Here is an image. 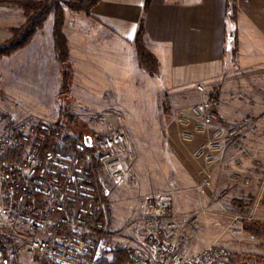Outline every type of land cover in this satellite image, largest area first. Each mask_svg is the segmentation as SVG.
Instances as JSON below:
<instances>
[{
  "label": "rangeland",
  "instance_id": "rangeland-1",
  "mask_svg": "<svg viewBox=\"0 0 264 264\" xmlns=\"http://www.w3.org/2000/svg\"><path fill=\"white\" fill-rule=\"evenodd\" d=\"M58 2L65 14L70 8L66 0ZM26 22L22 8L0 4V45ZM54 24L52 11L22 49L29 53L25 69L13 68L7 57L0 59V135L29 134L37 123L58 124L63 136L74 139H96L121 128L130 148L129 153L121 148V170L128 183L120 185L102 174L111 217L90 257L80 261L33 257L17 253L24 246L22 240L15 243L5 236L0 248L6 255L0 264H93L112 261L120 249L148 256L153 241H172L182 255L221 247L232 254L234 264H264L257 261L264 258V233L255 236L243 230L244 221L264 226V87L253 86L251 80L247 86L246 79H239L238 86L223 87L219 97V82L209 91L199 85L202 90L188 103L167 100L160 90L157 100L141 103L140 111L121 109V96L111 95L107 102H77L58 91L62 65L55 50ZM180 104L190 106L194 115L185 127L179 121ZM96 106H102L100 111ZM68 110L70 120L65 117ZM208 176L209 186L204 184ZM167 196L172 206L165 216L157 217L146 207L149 200ZM25 228L20 233L27 234Z\"/></svg>",
  "mask_w": 264,
  "mask_h": 264
},
{
  "label": "crops",
  "instance_id": "crops-1",
  "mask_svg": "<svg viewBox=\"0 0 264 264\" xmlns=\"http://www.w3.org/2000/svg\"><path fill=\"white\" fill-rule=\"evenodd\" d=\"M145 4L100 0L89 12L65 9L72 66L69 98L107 102L111 95L121 96V109L140 111L141 103L157 100L160 90L167 100L188 103L199 85L209 91L219 82V97L223 87L238 86L239 79H246L247 86L264 87V0H235V15L228 0H152L146 16ZM143 19L145 45L161 64L157 75L143 70L137 58L135 40ZM26 53L21 50L7 60L14 62L13 68L25 69ZM188 107H178L184 127L194 117ZM200 131L205 133V128Z\"/></svg>",
  "mask_w": 264,
  "mask_h": 264
},
{
  "label": "built area",
  "instance_id": "built-area-1",
  "mask_svg": "<svg viewBox=\"0 0 264 264\" xmlns=\"http://www.w3.org/2000/svg\"><path fill=\"white\" fill-rule=\"evenodd\" d=\"M56 125L37 123L31 133H18L21 140L15 135H0V246L7 236L15 243L24 242L17 253L80 261L93 255L97 246L82 236V212L70 208L78 198L75 189L86 188L87 171L94 161L99 163L103 174L126 185L121 148L127 153L130 148L125 133L117 128L93 138L91 147L84 143L67 149L65 136L54 138ZM40 136L52 140L44 152L37 144ZM211 182L210 176L204 180L207 186ZM37 199L42 200L43 208L37 209ZM171 206L168 196L153 198L146 205L157 217L165 216ZM63 226L70 235L57 234ZM23 227L27 234L20 233ZM5 255L6 251L0 248V258ZM128 264H234V259L221 247L182 255L172 241H153L150 255L133 253Z\"/></svg>",
  "mask_w": 264,
  "mask_h": 264
},
{
  "label": "trees",
  "instance_id": "trees-1",
  "mask_svg": "<svg viewBox=\"0 0 264 264\" xmlns=\"http://www.w3.org/2000/svg\"><path fill=\"white\" fill-rule=\"evenodd\" d=\"M100 0H66V3L73 10H80L89 12L94 6L99 3ZM235 0H228V8L236 14V8L231 6V3ZM13 4L22 8L27 17V22L18 29H13V37L5 44L0 45V59L4 57H10L16 52L25 48L30 40L35 36L37 30L46 21L48 15L55 11V24H54V39L55 50L57 53L58 61L62 65V89L61 93L67 95L70 93V86L72 80V66L69 64V46L68 40L64 34L65 26V14L58 0H0V4ZM152 0H146L144 15L146 16L151 9ZM144 19L141 21L137 37L135 40V47L137 51V58L140 67L150 75H157L160 73L161 64L159 60L147 49L145 45V26ZM214 112V111H213ZM215 114V113H214ZM66 118L72 119L70 111L68 110ZM58 130L54 133V138L60 137L63 134V129L60 125H56ZM20 140L19 134L16 135ZM39 137L37 144L41 147V151L44 152L49 145L48 138ZM65 141L68 144L67 149H73L76 145L84 144L85 137H65ZM43 146H41V145ZM86 151L90 152V149ZM18 152V151H17ZM88 182L86 188H76L75 192L78 198L70 204V208L75 211L82 212V236L93 242H96L98 238H101L106 230L108 220L111 217V210L109 207V201L106 197L104 187L101 182L102 169L97 161L88 168ZM37 209L43 208L42 200L37 199L35 204ZM243 230L246 234L261 236L264 233V226L260 223L244 221ZM58 235H70V231L67 227L63 226L57 230ZM132 253L126 249L118 250L112 261L107 259L98 260L93 264H128ZM258 262H264V258L257 257Z\"/></svg>",
  "mask_w": 264,
  "mask_h": 264
},
{
  "label": "water",
  "instance_id": "water-1",
  "mask_svg": "<svg viewBox=\"0 0 264 264\" xmlns=\"http://www.w3.org/2000/svg\"><path fill=\"white\" fill-rule=\"evenodd\" d=\"M85 145L87 147H91V145H92V138L91 137H86L85 138Z\"/></svg>",
  "mask_w": 264,
  "mask_h": 264
}]
</instances>
